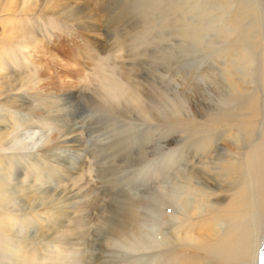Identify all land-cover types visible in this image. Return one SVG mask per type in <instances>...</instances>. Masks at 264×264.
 Masks as SVG:
<instances>
[{"label": "rangeland", "instance_id": "obj_1", "mask_svg": "<svg viewBox=\"0 0 264 264\" xmlns=\"http://www.w3.org/2000/svg\"><path fill=\"white\" fill-rule=\"evenodd\" d=\"M56 1L0 0V52L5 51L0 72L20 70V93L33 95L20 117L6 113L9 117L0 121V133L17 130L15 124L22 131L31 128L43 142L53 139L62 153L73 156L72 164L64 166L62 157L56 161L35 154L53 173L59 202L55 228L46 245L25 239L21 261L11 258V264H103L114 259L119 249L112 230L114 201L163 191L165 177L171 173L163 144L166 134L171 139L166 147L176 151L189 133H212L218 123L230 126L241 117L256 129L250 134L258 139L262 132L256 119L263 118L259 111H251L248 118L234 114L225 122L199 116L216 106L210 84L219 78L224 63L201 50L195 54L177 28L181 18L191 20L196 4L211 8L210 0H71V5L88 7L85 11L91 13L81 26L78 18L57 16ZM237 34L229 33L226 52L236 51L245 59L247 54L232 43ZM211 36L208 33L207 38ZM220 54L213 52L215 57ZM227 66H232L231 59ZM262 100L255 97L254 102L261 105ZM243 106L251 109L253 99ZM225 133L233 136L235 130ZM227 139L222 144L230 151L228 161L214 172L215 192L224 197L217 199L220 206L236 196L247 156V149L233 154L239 140ZM4 154L0 164L11 156ZM3 212L0 206L7 235L16 213L3 216ZM32 216L23 214L17 226L27 230ZM37 249L27 257L28 251ZM262 255L264 239L257 249V264H264Z\"/></svg>", "mask_w": 264, "mask_h": 264}, {"label": "bare ground", "instance_id": "obj_2", "mask_svg": "<svg viewBox=\"0 0 264 264\" xmlns=\"http://www.w3.org/2000/svg\"><path fill=\"white\" fill-rule=\"evenodd\" d=\"M70 1H56L58 11L55 7L54 12L69 20L78 18L81 26L91 13L85 11L88 7L71 5ZM210 1L209 9L196 4L191 15L194 19L181 18L177 28L195 54L201 50L204 56L224 63L219 78H213L210 84L217 107L196 114L216 122L228 120L234 114L248 118L251 111H259L263 120L256 122L262 133L255 139L250 133L256 129L240 117L239 122L230 126L218 123L212 133H189L187 141L176 151L166 147L171 142L166 134L163 144L171 173L165 177L163 191L114 201L112 230L117 234L119 249L114 259L103 264H257V249L264 239V0ZM70 10L73 12L68 13ZM231 30L233 34L238 31L232 43L242 48L243 55L247 54L245 59L236 51L226 52ZM208 33H212L211 39L207 38ZM214 39L216 42L211 43ZM217 50L221 54L215 57L213 52ZM4 56L5 51H1V64H5ZM229 59L232 66L226 67ZM21 77L18 69L0 72V121L9 117L8 112L18 118L29 109V96L33 95L20 93ZM255 97L263 98L261 105L254 102ZM249 98L253 99V106L246 110L243 103ZM6 106L10 108L7 110ZM220 115L224 118H217ZM15 127L17 130L0 133V155L5 158L4 153L11 154L9 161L5 159L0 164V206L3 216L16 213V221L10 224L11 233L4 235V220L0 221L1 264H11V258L14 262L21 261V248L27 245L25 239L46 245L55 228L59 202L53 190V173L45 170L36 155L41 152L45 159L56 161L62 157L60 163L63 161L64 166H70L73 160L69 152L62 153L61 147H56L57 141L43 142L31 128L22 131L19 125ZM228 130H235L233 136L225 133ZM229 137L240 143L232 150L233 154L247 149V156L240 168L241 184L236 196L220 206L217 199L223 196L215 192L214 172L228 161L230 151L222 142ZM175 171L178 176L173 175ZM24 175L29 178L25 180ZM30 212L33 216L28 220L27 230L21 224L17 226L23 220L22 215ZM39 251H28L27 257Z\"/></svg>", "mask_w": 264, "mask_h": 264}, {"label": "snow or ice", "instance_id": "obj_3", "mask_svg": "<svg viewBox=\"0 0 264 264\" xmlns=\"http://www.w3.org/2000/svg\"><path fill=\"white\" fill-rule=\"evenodd\" d=\"M262 259H264V255H262Z\"/></svg>", "mask_w": 264, "mask_h": 264}]
</instances>
